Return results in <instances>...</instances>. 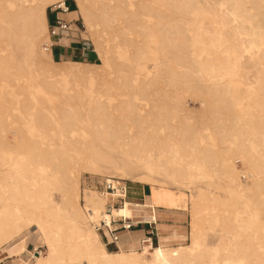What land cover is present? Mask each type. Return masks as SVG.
Wrapping results in <instances>:
<instances>
[{"label":"bare ground","instance_id":"1","mask_svg":"<svg viewBox=\"0 0 264 264\" xmlns=\"http://www.w3.org/2000/svg\"><path fill=\"white\" fill-rule=\"evenodd\" d=\"M66 1L0 0V264L22 260L33 227L47 252L21 264H264V117L231 93L237 63L208 10L199 0H73L68 21H83L100 63L56 61L47 9ZM224 1L239 40L261 50L244 90L264 110V0ZM15 37L32 45L30 76L10 49ZM125 168L140 171L131 182L150 187V204L127 199L108 214L97 183L80 188L82 170L123 177ZM211 173L250 212L234 199V210L222 201L225 213L212 214L203 186L189 197L163 179L189 188ZM170 213L190 215V243L184 234L177 245H141L132 232L128 248L110 251L96 228ZM207 232L219 234L215 245L202 243Z\"/></svg>","mask_w":264,"mask_h":264},{"label":"rangeland","instance_id":"2","mask_svg":"<svg viewBox=\"0 0 264 264\" xmlns=\"http://www.w3.org/2000/svg\"><path fill=\"white\" fill-rule=\"evenodd\" d=\"M199 1L202 5L201 7L203 9L208 10V12L210 13V17L216 23L215 25L218 28H220L221 33H222L221 36L224 39L225 38L227 39V44L226 43L225 44L230 47V50H231L230 56L232 57L233 65H235V63H237V65L235 66L236 71H235V75L233 76V82L231 83V86H230L231 87L230 88L231 93L233 95H237L238 98H240L247 105H249L253 109L252 113L260 114L264 117V110L261 107L254 105L251 102V100L246 97V91L244 90L245 85H247L249 83H254L256 80V71L254 68L255 67L254 62L257 59V55L259 54V52L261 50L257 47V44L255 42L247 44L245 41L239 40V38L241 39L242 36L241 35L239 36V34L237 33V28L239 29V24H238L239 20L237 18L238 16H237V14L233 13L232 11H230L226 7V3H224L225 2L224 0H218V1L217 0H199ZM213 1H215V3ZM216 1H217V3H216ZM67 2L72 4V7L76 8L75 2L73 0H67ZM50 8H48L47 10H49ZM224 11H225V13H224ZM226 11L229 13L228 15H226ZM62 17H64L66 20H68V15H62ZM231 17H233L232 20L229 19ZM77 25L80 27V33H79L80 38L85 39L86 38L85 36H81L82 31L83 32L86 31L83 21L82 20L77 21ZM50 26H51V20L49 23V33L51 34ZM234 26H236V27H234ZM233 28H236V30H234ZM74 36H76V35H74ZM88 36H89V34H88ZM53 38H56V37H53ZM83 42L87 43V48L91 51V53L95 57L91 63H100V60L94 51L95 47H94L90 37L88 38V40H83ZM10 49H11L13 55L15 56V59L17 60L16 63L19 65L18 67L21 68L28 76H30L31 75V69L29 67V63H30L32 56H33L32 45L24 39H21L19 37H15L12 40V45H11ZM55 60L56 61H63V60H71V59L59 60L58 58H56ZM75 60H77V59L75 58ZM78 61H81V60H78ZM83 62H85V61H83ZM153 67L154 66H153L152 62H150L148 64L149 70L153 71ZM187 102H188V107L190 109H194L196 111L198 109H200L199 102L196 99H194L193 97H190V98L188 97ZM252 116L253 115H251V117ZM9 135H8V137H9ZM139 172L140 171H135L132 169L125 168L121 171V173H123L125 176L121 177L119 174L117 175V173L106 174L103 176H100V175L97 176V175H92L85 170H82L81 171L82 176H81V180H80V188L84 192L83 189H85V186H93V184L95 185L96 183H94V182H97V180H99V178L101 180L102 178L104 179V178H110V177L115 178L116 180L122 178L121 180H123L124 182H128V184L131 187L136 186V185H140L139 183L131 182V178L136 176ZM167 178L163 177V179L168 183V186L170 188H172L175 191L182 190L189 197H191V195H194V196L197 195V192H198L197 185L203 186L206 189V197L208 198V203L211 205V207L213 209H214V207H217V210L211 211L212 214H214V212H218V213L223 214L225 212H228L230 209L234 210L235 209L234 199L238 200V204L242 203V204L237 205V208L235 209V210H237L236 212H238L239 210L242 212H250V210L252 209V204L248 200H245V198L236 191L235 186H233V184L229 180L223 179L220 176L214 175L213 173L209 174L208 178L205 180H198V182L196 184L191 183L189 185V188L184 187V185L179 181H176V180H173L170 178L167 179ZM243 180L246 181V179H244V178H243ZM146 187H147L148 193H149L150 187L148 185H146ZM83 192H82V194H83ZM58 195H59V193H56V197H58ZM222 201H226L228 204V208H227V210H225V212L223 210L224 206L221 205ZM146 203H148V204L151 203V197L149 195L146 196ZM262 217H264V215ZM181 218L183 220L182 224L185 227L184 233L187 235V238H186L187 242H184V243L188 244L191 242L190 237H189L190 231H191V225H190L191 218H190L189 214L182 216ZM35 231H36V228L33 227L30 231L25 233L27 236H29V241L27 244L28 252L24 256H22L23 262H26V260H28V259L30 260L29 251L34 253L35 247L41 246L43 248H39V251H42V253L47 252V248L44 245L38 243L36 235L33 233ZM218 237H219V234L217 232H207L205 235V239L202 241V243L205 245H215L218 241ZM109 250L114 251L113 248H109ZM28 256H29V258H28ZM37 256H40V255H37ZM22 260L19 261V259H16V258H8V259H5L4 262L1 264H5L6 262H12V264H21ZM33 263H34V261L31 259V264H33Z\"/></svg>","mask_w":264,"mask_h":264},{"label":"built area","instance_id":"3","mask_svg":"<svg viewBox=\"0 0 264 264\" xmlns=\"http://www.w3.org/2000/svg\"><path fill=\"white\" fill-rule=\"evenodd\" d=\"M70 10L72 9L67 1L64 6L50 8L51 14L54 15L50 26L51 37L61 39L65 37H74V35L79 36L80 27L75 25L79 20L68 21L62 17V15H66ZM50 48L52 50L53 44ZM115 182V178H104L102 182H100L99 178L97 182H94L100 186L102 195L109 198V203L107 204L108 214H112L114 207H120L125 200H130L133 193V189L128 182H125V185L118 186L115 185ZM158 219L153 218L150 221H146L138 218L127 219L125 217H117L113 218L110 223L105 220L101 221L96 228L108 248L119 250L123 234L125 233L142 232L143 238L140 241L141 245L149 243L150 241L155 243L154 240L158 237L159 232ZM41 253L42 251H35L33 257L41 255ZM33 257H31L32 260Z\"/></svg>","mask_w":264,"mask_h":264},{"label":"crops","instance_id":"4","mask_svg":"<svg viewBox=\"0 0 264 264\" xmlns=\"http://www.w3.org/2000/svg\"><path fill=\"white\" fill-rule=\"evenodd\" d=\"M54 18V15L47 10V22L50 23V20ZM77 25V24H75ZM53 48L52 53L54 58H58L59 60L63 59H71L75 60V58L85 62H92L95 58L91 51L87 48V43L83 42L80 36L74 37H65V38H53L51 37ZM133 193L130 197L132 202L140 203L143 201L145 195H148V189L146 185H136L132 186ZM148 193V194H147ZM142 200V201H141ZM166 221V222H165ZM158 226L159 234L158 237L154 240L155 243L160 242V239L163 238L171 245H177L179 243V239L175 238L176 235H184L185 227L182 224V218L177 214H161L159 217ZM164 223V224H163ZM167 228V229H166ZM168 236V238H167ZM171 236V237H170ZM138 240L134 241V246L138 247ZM122 248H128V242H122ZM115 251V249H114ZM5 264H12V262H6Z\"/></svg>","mask_w":264,"mask_h":264},{"label":"trees","instance_id":"5","mask_svg":"<svg viewBox=\"0 0 264 264\" xmlns=\"http://www.w3.org/2000/svg\"><path fill=\"white\" fill-rule=\"evenodd\" d=\"M69 5H70V7H71V9L72 10H76L77 8H74V7H72V4H70L69 2H67ZM49 12H50V9H49ZM51 13V12H50ZM52 20V19H51Z\"/></svg>","mask_w":264,"mask_h":264}]
</instances>
